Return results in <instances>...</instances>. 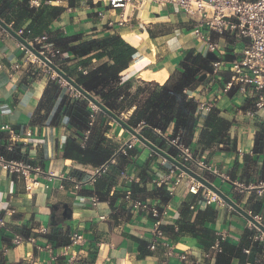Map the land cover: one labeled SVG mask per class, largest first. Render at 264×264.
I'll list each match as a JSON object with an SVG mask.
<instances>
[{
    "label": "crops",
    "instance_id": "0c3cea01",
    "mask_svg": "<svg viewBox=\"0 0 264 264\" xmlns=\"http://www.w3.org/2000/svg\"><path fill=\"white\" fill-rule=\"evenodd\" d=\"M72 2L73 5H69L68 0L45 1L64 8L59 15L48 20V30L85 36L118 33L135 49L128 67L121 72V82L134 79L136 82L163 84L170 77L188 97H193L196 102H211L231 121L227 132L228 144L220 143L225 150L214 152L207 160L205 153L200 157L213 163L228 177L224 180L216 177L214 184L264 224V186L259 185L264 182V107L255 108L251 99L235 88L227 92L221 90L229 79L228 65L224 64L215 76L211 74L212 60L201 59L208 50L204 42L193 34V20L174 5L148 3L135 7L128 5L124 10L125 22L108 27V19L116 21L120 9H110L104 3L87 0ZM39 3L40 0L29 1L30 6L37 7ZM99 12L105 13L102 19ZM2 19L6 23L13 22L11 18ZM29 22V19L25 20L21 28H26ZM208 32L218 45V51L214 52L216 59L226 63L236 57L248 42L247 38L238 39L212 30ZM41 33L47 34L46 31ZM26 36L31 38L33 35L27 33ZM189 53L201 56L196 66H200L198 70L206 73V77L199 81L196 75L197 80L186 87L183 63ZM27 57L23 46L0 27V126L8 124L20 134L30 132L26 143L15 141L13 148L8 150L5 148L8 134L0 129V155L39 168L38 172H33L39 186L32 192L25 190L20 173H8L0 168V217L6 223L0 231V264H63V258L51 261L50 250L38 249L36 245L47 244L56 252L69 243V235L73 231L85 238L73 249L77 264H213V257L200 240L176 233L183 202L194 204V209L189 208L192 220L198 209L210 206L215 210V218L205 221L204 226L213 231L215 242L220 239L232 249L230 264H264V238L255 239L260 230L230 206L201 205L197 197L188 192L185 179L166 202L159 194L151 196L149 193L159 187L152 179L167 172L170 164H161V157L141 142L136 141L126 154L116 155L107 170L94 179L92 176L100 165L65 158L64 145L68 136L72 135L80 145L85 143L80 142L82 134L74 136L68 129V116L62 110L58 111V105L63 94L72 100L78 97H74L69 87L60 82L51 103L39 108L46 87L57 76L48 66L31 62ZM66 57L68 59L64 58L59 65L66 73L74 68L81 69L79 58L71 53ZM104 61H107L106 57L92 58L91 65ZM14 63H19L20 68L9 78L7 73ZM82 105L91 111L93 109L86 98ZM131 112L132 109L126 113L129 115ZM206 113L196 107V123L185 143L193 152L199 151L197 141ZM127 115L122 113L120 116L124 119ZM91 127L88 145L102 143L110 147L112 156L131 138L127 130L97 108ZM162 133L173 135L174 124L171 123ZM146 134L151 141L172 151L153 130L147 129ZM121 170L135 176V181L129 184L131 191L133 185L145 188V194L137 193L134 198H144L159 208H165L161 217L163 236L173 244L176 253L187 254V261L177 256L165 257L160 244L153 250L147 248L150 254L138 256L136 238H142L148 244L152 218L143 212L130 210L123 200ZM101 180L105 183L100 192L105 194L108 190L104 200L94 192L95 184ZM162 188L166 190L165 186ZM93 195L98 197L95 206L91 202ZM101 215L105 218L101 219ZM15 235L35 237L36 244L27 240L12 244L11 239ZM51 235L54 236L52 239ZM6 247L7 251L4 250Z\"/></svg>",
    "mask_w": 264,
    "mask_h": 264
},
{
    "label": "trees",
    "instance_id": "16d2710c",
    "mask_svg": "<svg viewBox=\"0 0 264 264\" xmlns=\"http://www.w3.org/2000/svg\"><path fill=\"white\" fill-rule=\"evenodd\" d=\"M29 1L2 0L0 18H11L13 21L12 27L15 30L21 28L23 22L29 19L30 22L25 29H29L33 36L46 31L50 39L62 51L79 58V64L82 65L81 69L74 68L67 74L99 98L105 106L117 115L120 116L132 109L131 114L124 117V119L134 127L139 122H143L141 133L145 137H147V129L157 128L164 131L173 123V135L178 134L183 143L189 140L197 119L195 116L197 102L193 97H188L185 91L170 77L163 84L145 81L136 82L134 79L121 82V72L128 67L135 52L133 46L115 32L85 36L82 33L67 35L60 34L59 30H48V20L55 18L64 8L45 3V1L51 0H40L37 7L30 6ZM68 3L73 5L72 0H68ZM103 57H106L107 61L96 66L91 65L92 58L100 59ZM200 57L192 56L191 53L185 56L183 65L185 67L186 87L197 80L196 75L199 76L204 73L198 70L200 66H196L197 59H200ZM64 58L68 59V57ZM201 59L202 61H209L205 56ZM84 69L86 72H83ZM59 84L61 83L58 77L56 80H50L38 105L39 108L44 107L46 103H51L53 96L58 91ZM74 97L78 98L72 100L66 94H63L58 105V111L62 110L68 116L67 127L71 133L74 136H80L83 130L89 128L91 131L92 127L88 125L91 110L88 106L82 105L83 96ZM230 123L231 121L224 117L218 109L210 108L204 117L199 132L197 141L200 146L199 151H195L194 154L200 157L205 153L204 158L207 160L214 152L224 151L225 149L220 146V143L228 144L227 132ZM87 139H89V136ZM63 154L65 158L76 160L79 163L99 166L112 156L113 151L102 143L89 146L87 140L84 145H80L71 135L65 140ZM104 181L97 182L94 187V192L101 200L106 199L108 193V190L105 194L100 192L105 183ZM162 187L156 188L149 194L151 196L159 194L161 200L166 202L169 195ZM137 193L145 194V188L133 185L132 197H135ZM179 214L177 234H188L200 240L204 249L209 251L213 257V264H230L232 249L228 248L220 239L218 240L220 250L214 249L212 246L215 243V235L212 230L204 226L205 221H212L215 218V210L210 206L198 209L195 218L192 220L190 218L189 202H183ZM170 229L173 230V227ZM53 237L50 236L51 239ZM136 239L139 243L138 256L143 257L150 254L146 247L147 242L142 238ZM236 254H239V251Z\"/></svg>",
    "mask_w": 264,
    "mask_h": 264
},
{
    "label": "built area",
    "instance_id": "2783aa9c",
    "mask_svg": "<svg viewBox=\"0 0 264 264\" xmlns=\"http://www.w3.org/2000/svg\"><path fill=\"white\" fill-rule=\"evenodd\" d=\"M95 3H104L107 8L120 9L118 13V19L113 21L108 19V27L122 25L125 20L124 10L129 5L132 7L142 6L148 3H155L156 5H174L178 7L184 14L191 18L194 22L192 32L194 36L204 42L207 50L216 52L218 51V45L214 42L208 30L215 31L219 34L226 33L234 38H247V44L237 53L236 57L227 63L222 59H215L211 61V74L215 76L220 68L224 65H228L230 72L229 79L221 87L223 92L229 91L231 88H235L237 91L246 95L251 99L255 108L264 107V0H87ZM99 18L105 16L104 12L98 13ZM12 26L13 22L8 23ZM18 34L24 36L30 44H32L41 54L46 58L57 64L62 63L64 57L67 56V52L62 51L54 42L50 39L48 34H37L28 38L27 33H30L29 29L19 28L16 30ZM24 48V47H23ZM27 53V59L31 62L35 61L42 63L35 55L24 48ZM45 65V64H44ZM1 67V65H0ZM20 68L19 63H14L11 69L7 73L9 78L14 76L16 70ZM83 72H86L83 70ZM61 82V79H60ZM71 93L74 96H78L79 93L68 86ZM93 109L89 116L88 125L93 123L94 112ZM213 107L211 102L198 101L197 108L200 112H208ZM142 123L139 122L135 128L141 131ZM1 130L7 132V140L5 148L11 150L15 144V141L26 143L27 137L30 136V132L24 134L18 133L14 128L8 124L0 126ZM153 131L161 137L162 142L172 149L171 154L180 160L185 165L189 166L196 173L202 177L211 181L214 178L219 177L222 180L228 177L221 173L218 168L211 162L204 160L203 158L194 154V152L188 147L187 144L180 140L178 134L166 135L162 133L160 129L154 128ZM90 133V129L83 131L80 136V142L85 143ZM138 141L136 137L131 135V138L125 141L116 150L114 155L101 164L94 172L92 179L96 176L104 173L107 170L109 163L113 162L114 157L120 154H126L129 149L134 146V143ZM167 161L161 157V164H165ZM169 163V162H168ZM170 164V163H169ZM0 168L8 173H20L24 179L25 190L28 192L34 191L39 186V180L35 176V172L39 171V168L33 167L28 163L21 160L6 159L3 155H0ZM34 172V173H33ZM123 184V200L128 204L130 210L143 212L152 218L151 227L149 229L150 239L147 244V248L153 250L160 244L164 251L165 257L177 256L182 261H187L188 256L185 252L176 253L174 251L173 244L170 243L163 236L161 229V217L165 214V208H159L156 204L150 200L144 198H134L131 194L130 183L135 181V176L127 170H121L119 173ZM185 179L187 182L188 192L195 195L198 199V203L201 205L217 204L218 206H228L223 200L219 198L214 192L202 185L196 179L192 178L182 170L170 164L167 172L162 173L152 179L155 186H165L167 194L171 197L174 194L175 188ZM264 186V182L259 184ZM92 205L98 203V197L93 195L91 198ZM190 209H194V204L189 205ZM101 219L105 216L101 215ZM5 221L0 217V231L5 228ZM44 232V231H42ZM264 238V233L260 231L259 235L255 236V239ZM27 240L33 244H36L35 237L23 238L15 235L11 239L12 244H18L19 242ZM85 241L84 236L73 231L69 235V243L58 248L56 252L52 251L49 245H39L37 248H47L50 250L49 259L51 261H57L63 258V264H77L74 256V246L82 244ZM216 250H220L218 241L212 246ZM5 251L8 248H4Z\"/></svg>",
    "mask_w": 264,
    "mask_h": 264
},
{
    "label": "water",
    "instance_id": "95a60500",
    "mask_svg": "<svg viewBox=\"0 0 264 264\" xmlns=\"http://www.w3.org/2000/svg\"><path fill=\"white\" fill-rule=\"evenodd\" d=\"M0 27L5 30L8 34L14 37L24 48L30 51L33 55H35L41 62H43L46 66H48L58 77H60L63 81H65L70 87L75 89L79 95L86 98L92 106L99 109L101 112L105 113L109 116L112 120H114L117 124L122 126L125 130H127L132 136L136 137V139L141 142L143 145L148 147L154 153L159 155L160 157L164 158L167 162L171 165L177 167L178 169L182 170L192 178L196 179L202 185L207 187L209 190L214 192L216 195L219 196L221 200H223L228 206H230L233 210L240 213L246 219H248L254 226H256L261 232L264 233V224L258 221L253 215L249 212L241 208L234 200H232L227 194H225L218 186H216L211 181H208L200 174L196 173L192 170L189 166L182 163L180 160L175 158L171 152L162 148L161 146L155 144L153 141L145 137L141 131L136 130L134 126L128 124L121 116L117 115L114 111L109 109L105 106L99 98L95 95L87 91L81 85H79L75 79L69 76L60 66L46 58L43 54H41L30 42L21 34H18L16 30L6 23L2 18H0ZM205 57L208 59L214 60L217 58V55L213 52L208 50L205 53ZM206 77V73H202L198 76V80L202 81Z\"/></svg>",
    "mask_w": 264,
    "mask_h": 264
},
{
    "label": "rangeland",
    "instance_id": "374dc122",
    "mask_svg": "<svg viewBox=\"0 0 264 264\" xmlns=\"http://www.w3.org/2000/svg\"><path fill=\"white\" fill-rule=\"evenodd\" d=\"M42 64V63H41ZM54 73V72H53ZM54 75L55 76H57L55 73H54ZM58 77V76H57ZM58 78H60V77H58ZM61 79V78H60ZM61 83H63V84H65L66 86H69L65 81H63L62 79H61ZM74 96V95H73ZM124 115H127V113L126 112H124Z\"/></svg>",
    "mask_w": 264,
    "mask_h": 264
},
{
    "label": "bare ground",
    "instance_id": "6f19581e",
    "mask_svg": "<svg viewBox=\"0 0 264 264\" xmlns=\"http://www.w3.org/2000/svg\"><path fill=\"white\" fill-rule=\"evenodd\" d=\"M134 65V64H133ZM164 79V74L162 75V80Z\"/></svg>",
    "mask_w": 264,
    "mask_h": 264
}]
</instances>
